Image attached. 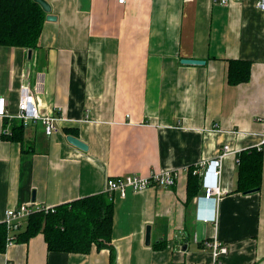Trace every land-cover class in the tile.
I'll use <instances>...</instances> for the list:
<instances>
[{"label": "crops", "instance_id": "0c3cea01", "mask_svg": "<svg viewBox=\"0 0 264 264\" xmlns=\"http://www.w3.org/2000/svg\"><path fill=\"white\" fill-rule=\"evenodd\" d=\"M45 1L56 19H45L37 48L0 45V97L15 114L27 81L37 88L40 114L64 120L50 136L40 123L24 127L20 144L9 139L18 122L0 118V214L103 194L110 177L175 171L173 186L113 194L116 264L206 263L203 242L213 238L228 248L221 264H264L260 0ZM230 60L250 62L248 82L228 84ZM223 146L230 153L220 166L221 195L208 204L213 219L204 222L196 218L202 181L185 203L187 171L215 160ZM251 148L262 149L261 187L235 192L239 155ZM109 254L95 247L88 254L49 252L38 234L6 245L0 264H109Z\"/></svg>", "mask_w": 264, "mask_h": 264}, {"label": "trees", "instance_id": "16d2710c", "mask_svg": "<svg viewBox=\"0 0 264 264\" xmlns=\"http://www.w3.org/2000/svg\"><path fill=\"white\" fill-rule=\"evenodd\" d=\"M45 18L46 13L33 0H0V45L28 50L37 48ZM249 78V61H229V85L246 83ZM24 130L21 123H15L9 139L22 144ZM262 154V149L258 148L240 153L235 192L244 193L261 187ZM195 169L196 166H192L187 171L186 204L200 189L201 178L193 174ZM113 204V200L103 193L58 205L47 212L35 211L27 219L26 225L14 234L13 243L27 242L42 234L49 252L88 254L93 247L97 250L107 249L110 253L109 264H116V254L111 244ZM6 239L7 230L0 225V252L7 245ZM164 243L165 240L153 245L162 246Z\"/></svg>", "mask_w": 264, "mask_h": 264}, {"label": "built area", "instance_id": "2783aa9c", "mask_svg": "<svg viewBox=\"0 0 264 264\" xmlns=\"http://www.w3.org/2000/svg\"><path fill=\"white\" fill-rule=\"evenodd\" d=\"M191 2L193 0H184ZM221 5H227L229 0H214ZM240 1V0H235ZM119 4H124L125 0H118ZM256 7L264 10V0L257 2ZM37 88H32L27 81H24L20 86V94L17 104V112L15 114L9 113L7 110L6 102L0 97V118L15 120L28 127L34 123H40L44 128L46 136H50L57 131V121L64 120L61 118H54L53 116L41 115L36 103ZM264 120V118H263ZM264 144V131L262 132V143ZM230 153L228 146H223L217 158L212 161H202L197 164L193 174L198 175L202 181L203 194L196 198V201H203L205 204V214L201 215L202 221H211L212 216L206 213L209 211L211 200L219 199L221 193L219 190V176L220 166L222 160ZM177 172L166 171L161 173H151L149 176L141 177L137 175H125L120 177H110L106 180L104 193L113 200V194L118 193L119 197L124 198L127 190L132 192L142 191L150 187L167 188L175 184ZM52 210V208H34L30 204H20L16 207L6 209L3 214H0V225H4L7 230V245L13 244L14 234L20 231L27 222V219L35 211ZM206 247L210 249L211 259L209 262L201 264H221L222 259L228 255V248L226 245L221 244L216 238L211 241L203 242Z\"/></svg>", "mask_w": 264, "mask_h": 264}, {"label": "water", "instance_id": "95a60500", "mask_svg": "<svg viewBox=\"0 0 264 264\" xmlns=\"http://www.w3.org/2000/svg\"><path fill=\"white\" fill-rule=\"evenodd\" d=\"M34 2H36L41 9L47 14L46 15V20L47 21H55V16L50 15V11L51 8L49 6V4L45 1V0H33ZM182 64H189V65H204V61L201 60H193V59H182L181 60ZM66 140L73 146H75L76 148L82 150V151H86L87 150V146L82 143L80 140L72 137V136H67ZM258 189H252L247 191L246 193H252L257 191ZM150 232H151V228L150 226L146 227V233H145V244L149 245L150 244Z\"/></svg>", "mask_w": 264, "mask_h": 264}, {"label": "clouds", "instance_id": "9594fccd", "mask_svg": "<svg viewBox=\"0 0 264 264\" xmlns=\"http://www.w3.org/2000/svg\"><path fill=\"white\" fill-rule=\"evenodd\" d=\"M205 204L203 201H197V206H196V218L200 219L201 215L204 214L205 212Z\"/></svg>", "mask_w": 264, "mask_h": 264}]
</instances>
